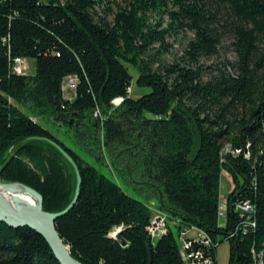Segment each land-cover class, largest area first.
<instances>
[{
    "label": "trees",
    "instance_id": "obj_1",
    "mask_svg": "<svg viewBox=\"0 0 264 264\" xmlns=\"http://www.w3.org/2000/svg\"><path fill=\"white\" fill-rule=\"evenodd\" d=\"M101 5L103 15L96 10ZM152 11L167 13L171 28L193 35L186 66L174 64L164 75L151 70L147 54L154 42L166 46L168 31L150 24ZM225 32L233 38V71L224 67L203 80L197 63L217 53ZM15 58L34 60L35 71L12 72ZM128 65L148 92L129 95ZM69 76L76 83L68 99L63 81ZM39 116L63 127L65 141L102 157L105 148L111 170L114 164L139 178L131 182L153 198L179 235L182 225L206 234L208 249L193 246L214 263L217 244L227 240V264H264V0H131L115 12L106 0H0V182L31 188L46 212L63 210L76 173L52 141L80 176L76 202L55 220L76 260L185 264L168 222L151 243V204L88 163L34 119ZM222 173L231 181L223 225ZM245 203L252 212L237 209ZM0 264L60 262L42 235L0 221Z\"/></svg>",
    "mask_w": 264,
    "mask_h": 264
},
{
    "label": "rangeland",
    "instance_id": "obj_2",
    "mask_svg": "<svg viewBox=\"0 0 264 264\" xmlns=\"http://www.w3.org/2000/svg\"><path fill=\"white\" fill-rule=\"evenodd\" d=\"M131 0H106V5L112 10L116 11L120 7L127 6ZM105 9V5L97 6L96 10L99 14L103 15ZM149 22L152 25H155L157 22L159 23V27L157 30H168L165 32L164 41L166 43L165 47H160L159 42H154L148 49L147 54L148 57L151 58V70H156L160 74L164 75L167 73V70L170 69L174 64L186 66L187 59L185 55V50L187 48V43L190 39H192V33L186 29H180L177 25H173V28L170 27V18L165 12H149L148 13ZM108 19H112V15L108 16ZM139 43V42H138ZM236 53L233 47V38L232 35L228 32H225V35L221 38L220 44L217 47V53L208 56L201 57L197 63V65L201 66L202 79L207 80L211 76L210 74H215L220 69L226 67L229 72L233 71L231 67L232 64L236 61ZM29 69L26 70V74H32L35 71L34 60L28 59L27 61ZM128 70L132 74L133 78L130 83V96L137 97L142 93L148 92L149 89L147 87H138L135 83L137 77V70L132 66L128 65ZM173 76L169 79L172 81ZM76 83V78L74 76H69L63 81V96L65 98H72L75 96L74 86H69L70 83ZM35 120L40 121V123L54 133L58 138L65 141L63 127L54 124L53 121L47 117H34ZM68 145H70L74 150L88 163L95 166L101 173L105 174L107 177H110L114 180L119 181L122 187L127 191V193L132 196L138 198L145 204H151L153 198L148 196L146 192L140 189V185L132 183L131 180L141 181L137 177L132 176V172L121 171L116 165L113 164L114 170H111L110 165L108 164L110 155L108 151L104 148L100 149L103 151V157L99 154L95 155L93 152L82 148L80 145L75 143L71 138L65 141ZM75 143V144H74ZM101 145H103L101 143ZM105 154V155H104ZM2 183V182H1ZM231 185L230 178L225 174H221L220 176V197L225 198L229 188ZM35 194V193H34ZM36 195V194H35ZM37 196V195H36ZM38 199V197H36ZM169 227L173 230L175 240L178 245L181 244V236L179 235L178 229H176L172 220H166ZM181 231H186V237H195L196 230L191 229L188 226L182 225ZM118 233V232H117ZM229 253V243L227 240L220 241L215 249V264H227ZM261 264V260L259 261Z\"/></svg>",
    "mask_w": 264,
    "mask_h": 264
},
{
    "label": "water",
    "instance_id": "obj_3",
    "mask_svg": "<svg viewBox=\"0 0 264 264\" xmlns=\"http://www.w3.org/2000/svg\"><path fill=\"white\" fill-rule=\"evenodd\" d=\"M50 142L54 144L58 148V150L66 157V159L73 166L74 171L76 173V186L74 195L70 203L61 211L46 212L42 209V198L37 192L20 183H3L19 184L26 187L31 192L35 193L38 196L39 211L37 215H26L18 213L7 208L0 200V221L15 228L27 226L42 235L44 239L48 242L49 246L51 247L54 255L56 256L60 264H82L70 254L68 246L64 243L55 227L56 218L67 213L72 208L78 198L80 176L72 159L58 145H56L52 141Z\"/></svg>",
    "mask_w": 264,
    "mask_h": 264
},
{
    "label": "built area",
    "instance_id": "obj_4",
    "mask_svg": "<svg viewBox=\"0 0 264 264\" xmlns=\"http://www.w3.org/2000/svg\"><path fill=\"white\" fill-rule=\"evenodd\" d=\"M29 69L28 63L25 59L22 58H15L12 62L11 71L16 74H26V70ZM71 87L74 86V83H70ZM130 91V89L128 90ZM121 102V98H116L112 101L114 105H118ZM151 218L149 221V224L147 225V233L149 235V238L151 240V243L154 244L165 232H166V214L159 210L154 204H151ZM237 209L245 211V212H252V208L249 206V204H238ZM224 212H225V202L224 199H220L219 206H218V220L221 225L224 224ZM121 229V226L114 227L111 232L109 233V236L112 238H116L117 232ZM191 229L196 230V236L195 237H186V231H181V244L179 249V254L181 257V260L185 264H215L214 259L208 255L205 254L204 251L201 248L193 246V244H199L204 247L209 248L211 245L210 239L206 236V234L194 227H191Z\"/></svg>",
    "mask_w": 264,
    "mask_h": 264
},
{
    "label": "bare ground",
    "instance_id": "obj_5",
    "mask_svg": "<svg viewBox=\"0 0 264 264\" xmlns=\"http://www.w3.org/2000/svg\"><path fill=\"white\" fill-rule=\"evenodd\" d=\"M36 197L38 196L22 185L0 182V200L12 211L26 215H37L39 204Z\"/></svg>",
    "mask_w": 264,
    "mask_h": 264
}]
</instances>
